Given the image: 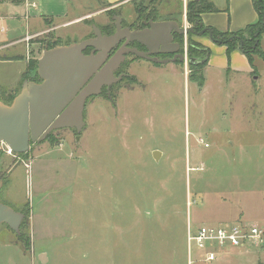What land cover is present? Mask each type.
I'll return each instance as SVG.
<instances>
[{
  "label": "rangeland",
  "instance_id": "374dc122",
  "mask_svg": "<svg viewBox=\"0 0 264 264\" xmlns=\"http://www.w3.org/2000/svg\"><path fill=\"white\" fill-rule=\"evenodd\" d=\"M24 1L0 3L18 6ZM191 1L126 0L71 22L93 4L69 0L70 13L49 24L57 29L2 47L0 54H26L33 42L40 58L47 47L94 35V25L113 33L114 16L130 28L142 26L152 8L158 20L183 26L190 23ZM41 16L7 20L18 29L9 38L0 37V44L45 29ZM186 37L187 56L206 58V46L196 38L207 41L210 36H192L194 48L203 53L192 55L185 49ZM259 42L263 50L264 34ZM255 57L257 85L249 91L231 82L236 74L213 67L207 68L202 88L189 76V62L186 70L167 62L160 71L140 60L134 65L139 81L127 74L131 60H139L130 54L118 71L123 79L109 93L104 89L88 99L79 140L76 129L61 128L31 145L26 155L10 154L3 144L0 197L25 218L19 233L0 225V264H43L41 245L51 247L47 251L55 259L49 264H201L195 247L189 253V221L193 226L239 219L264 225V178L251 181L254 163L262 161L264 170V156H249L255 144L251 128L264 129V60ZM258 150L264 153V148ZM72 225L81 237L90 238L78 256L74 247L58 244L71 234ZM21 234L29 238L28 245ZM10 239L19 243L5 245ZM238 252L210 264H264V247Z\"/></svg>",
  "mask_w": 264,
  "mask_h": 264
},
{
  "label": "water",
  "instance_id": "95a60500",
  "mask_svg": "<svg viewBox=\"0 0 264 264\" xmlns=\"http://www.w3.org/2000/svg\"><path fill=\"white\" fill-rule=\"evenodd\" d=\"M114 19L116 30L112 34H104L94 25V35L90 37L47 47L38 59L40 81L25 80L10 104L0 99V152L5 144L14 153H25L31 145L40 143L53 130L61 128L76 129L79 140L85 126L84 111L88 99L123 79L125 74L117 76L115 71L128 55L154 62L179 60L199 64L206 62L208 57L198 60L181 53V44L174 40V35L186 37L189 33L198 36L208 33L213 41L220 42L210 27L198 30L193 25L182 26L176 20L150 19L144 28L131 29L123 27L120 16H114ZM133 42L146 49L130 46ZM88 48H92L89 54L85 52ZM159 55L173 56L159 58ZM155 157L158 158L157 154ZM2 185L0 180V193ZM24 218L23 212L4 203L0 197V225L7 224L19 233Z\"/></svg>",
  "mask_w": 264,
  "mask_h": 264
},
{
  "label": "crops",
  "instance_id": "0c3cea01",
  "mask_svg": "<svg viewBox=\"0 0 264 264\" xmlns=\"http://www.w3.org/2000/svg\"><path fill=\"white\" fill-rule=\"evenodd\" d=\"M126 0H91L93 7L88 8L87 10L83 11L80 15H76L74 18L75 22L81 19H87L89 17H92L93 15H97L98 13L105 11L108 8H115L119 4L123 3ZM187 1V0H185ZM206 2L210 3L211 6L208 9H205L201 13V21L204 25V27H210L212 29H216L219 32L223 33H236L243 29H245L248 25L253 24L258 21L259 15L257 10L255 9L253 5V0H206ZM35 3L36 7H32L31 4ZM81 7V5H78ZM34 8V9H33ZM93 8V9H92ZM71 5L69 0H25L23 4L14 6L12 4H5L0 3V37H6L9 38L12 36V34H16V31L18 29V24L16 27L14 26V23H8L7 20L14 21L17 18L25 17L26 19H29L31 17H37L39 14L42 15L43 21L45 23L46 28L43 29L40 32L34 33L33 35L43 33L49 29H57L58 26L50 27L54 22V19H59L61 17H65L67 14L70 13ZM186 17V15H185ZM190 24V23H186ZM60 25V24H59ZM63 25V24H62ZM61 25V26H62ZM60 27V26H59ZM31 35L27 34L26 36ZM209 36L208 34H205ZM26 36H20L16 38H11L9 41H6L2 44H0V49L2 47H11L15 44H17L20 40L25 39ZM202 42L207 48L210 49L211 53L208 56V62L206 63V66L203 68V74H204V84L200 87L205 88L206 87V70L207 68H218L219 70H226L227 73L236 74L234 81H231L233 83H237V87L240 89H243L242 87H249V91L253 89V87L256 89V82L257 78L256 75L258 74L257 68L255 66V56H259L262 60L264 58L260 56L258 53L253 54L252 60L249 59V57L239 48H235L231 52H228L227 46L224 43L220 42H212V40H199ZM262 39V38H261ZM30 51H27L26 54H11V55H4L0 54V85L5 88H11V89H18V87L21 85V80L24 75V73L27 70L28 62L31 58L39 59L38 56L34 55V48L35 43L30 42ZM186 46L185 49L188 48L187 43V37H186ZM263 50L264 45L262 44ZM163 58H168L163 57ZM139 60L133 59L131 60L130 66L127 69L128 75H133L137 77L139 81L140 77L136 75L135 73V66L139 63L140 60L143 61H149L153 63V68L156 70H163V66L165 63L162 62H154L145 58H138ZM167 63V62H166ZM169 63L174 64L172 65L174 68L177 69V67H180L182 69H185L188 67V64L186 62L181 61H170ZM171 66V67H172ZM185 74H187L186 71H184ZM24 82V81H23ZM196 82V81H195ZM197 83V82H196ZM23 84V83H22ZM198 84V83H197ZM199 86V85H198ZM240 86V87H239ZM252 88V89H250ZM252 93V92H251ZM254 133L255 144H252L250 147L252 148L250 151V155L253 159H261L262 156H264V153H261L263 151H259L258 147L264 148V129H253L251 128ZM256 148V149H255ZM264 159V158H263ZM261 162L257 161L254 163V170L252 172L254 173V177L251 181H259V179L264 178V170L261 171ZM260 169V171L258 170ZM239 221H243L240 220ZM229 222V221H225ZM221 222V223H225ZM247 223H255L251 221H243ZM221 223H211V224H221ZM232 223V222H231ZM71 234H68V237L64 238L62 241H58L59 246L62 245V243H66L70 248L74 247V253L76 256H78L79 251L83 249V247L86 244H89L90 238L87 237H81L79 235L78 231H75L74 226L70 228ZM36 240V238H35ZM0 242H4L0 239ZM5 245L7 244H17L19 242L14 240H7L5 241ZM79 244H83L79 245ZM85 244V245H84ZM72 245V246H71ZM21 246V245H20ZM40 246V245H39ZM42 252L38 253L39 259L43 264H49L52 259L51 254L49 253V250L51 247H48L46 245H41ZM238 250H244L246 252H249L250 249H231L224 251L220 254L219 259L224 260L225 257L231 256L235 257L238 255H241ZM86 253L89 254L92 253V251H87ZM85 254V253H84ZM87 256V257H88ZM34 257V260L36 261L35 255L32 256V259ZM40 262V263H41Z\"/></svg>",
  "mask_w": 264,
  "mask_h": 264
},
{
  "label": "trees",
  "instance_id": "16d2710c",
  "mask_svg": "<svg viewBox=\"0 0 264 264\" xmlns=\"http://www.w3.org/2000/svg\"><path fill=\"white\" fill-rule=\"evenodd\" d=\"M253 5L259 15L257 22L248 25L245 29L236 33H223V32H219L216 29H213L214 37L216 39H219L220 43H224L227 46L228 52H231L235 48H239L251 60L253 58V54L255 53H258L260 56L264 58V51L261 48V44L259 41L257 43V40L261 41V38L264 34V0H253ZM210 6L211 4L206 2V0H193L188 3L187 19L198 30H201L204 27L201 21V13L205 9H208ZM143 13L144 12H141L139 10V14L141 15V18ZM180 13H182V7ZM150 19L158 20L153 8L150 12H148L146 19L143 21L147 22ZM192 36H194L193 33L188 34L187 40H188L189 54L192 55L194 52L198 54L204 53V57H208L211 53L210 49L206 47L203 50V53H200L198 50H196V48H194L193 45L194 42H192L191 40ZM176 39L181 40L182 44L184 45V40H185L184 35H176ZM207 62L208 59L204 63L190 64L191 72L189 76L193 79V81H196L199 86H202L204 84L205 77L203 74V67L206 65ZM37 69H38V59L31 58L28 62L27 70L22 77L21 85L18 87V89L5 88L0 85V99L5 103L10 104L15 98V96L20 92L23 81L25 80L40 81ZM26 154L27 152L20 153V155H26ZM21 237L23 238L24 243L28 245L29 238H27L24 234H21Z\"/></svg>",
  "mask_w": 264,
  "mask_h": 264
},
{
  "label": "built area",
  "instance_id": "2783aa9c",
  "mask_svg": "<svg viewBox=\"0 0 264 264\" xmlns=\"http://www.w3.org/2000/svg\"><path fill=\"white\" fill-rule=\"evenodd\" d=\"M36 7V4H31ZM188 26L189 24H185ZM41 34V33H40ZM40 34L28 35L25 40ZM7 146V145H6ZM7 152H14L7 146ZM187 244L189 253L193 247L197 249V259L201 264L212 263L219 259L222 252L231 249H252L264 247V225L238 221L221 224H200L193 226L189 221L187 225ZM192 260H190V263Z\"/></svg>",
  "mask_w": 264,
  "mask_h": 264
},
{
  "label": "flooded vegetation",
  "instance_id": "af4514ba",
  "mask_svg": "<svg viewBox=\"0 0 264 264\" xmlns=\"http://www.w3.org/2000/svg\"><path fill=\"white\" fill-rule=\"evenodd\" d=\"M122 24H123V27H128V25H124L123 22H122ZM142 24H143L142 26H140V24H139V27H133V28H131V29H142V28H144V27L146 26V21L143 22ZM102 32H103L104 34H107V35H108V34H112V33L104 32L103 30H102ZM114 32H115V31H114ZM114 32H113V33H114ZM176 35H178V34H175V35H174V40H175L176 42H179V41L176 39ZM179 43H180V42H179ZM122 44H123V43L119 44V45L116 47V49L119 48ZM180 44H181V43H180ZM129 45H130V46L137 47V48H139V49H141V50L146 49L142 44L137 43V42H133V43H131V44H129ZM116 49H115V50H116ZM115 50H114V51H115ZM91 51H92V48H88L85 52H86L87 54H89V53H91ZM114 51H113V52H114ZM180 52H181V53H184V45H182V44H181V50H180ZM159 56L172 57L173 55H159ZM177 61H179V60H177ZM124 63H125V62H123V63L121 64V66H122ZM121 66L115 71V74H116L117 76L120 74V73L118 74V71H119V69L121 68ZM112 85H113V84H112ZM112 85H111V86H112ZM111 86H110V87H111ZM110 87H107V86H106V87L103 88V90H104V89H107L106 91H107V93H109V92H110V89H109ZM53 131H54V130H53Z\"/></svg>",
  "mask_w": 264,
  "mask_h": 264
}]
</instances>
